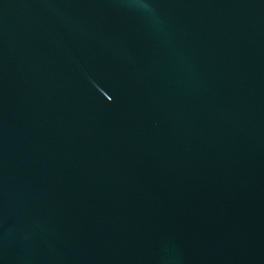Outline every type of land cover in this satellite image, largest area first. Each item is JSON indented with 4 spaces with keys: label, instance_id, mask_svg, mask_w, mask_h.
<instances>
[{
    "label": "water",
    "instance_id": "1",
    "mask_svg": "<svg viewBox=\"0 0 264 264\" xmlns=\"http://www.w3.org/2000/svg\"><path fill=\"white\" fill-rule=\"evenodd\" d=\"M0 264H264V0H0Z\"/></svg>",
    "mask_w": 264,
    "mask_h": 264
}]
</instances>
